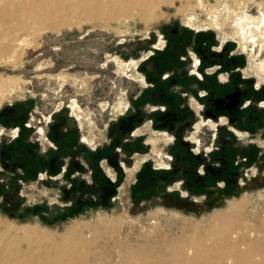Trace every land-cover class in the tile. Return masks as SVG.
<instances>
[{
    "label": "rangeland",
    "instance_id": "obj_1",
    "mask_svg": "<svg viewBox=\"0 0 264 264\" xmlns=\"http://www.w3.org/2000/svg\"><path fill=\"white\" fill-rule=\"evenodd\" d=\"M184 2L157 3L146 22L132 12L46 31L34 27L17 35L16 47L0 50V111L12 109L10 120L18 126L30 116L39 119V134L60 110L77 118L88 143L102 147L108 140L119 148L117 128L149 124V114L161 118L164 98L174 96L183 101L184 124L192 123L180 145L171 147L176 124L169 123L166 133L141 126L121 152L100 153L108 182L115 171L122 175L121 167L130 169L128 179L111 186L98 176L88 179L89 172L73 161L66 178L40 171L36 181L18 178L22 154L13 163L0 162V229L30 226L56 236L74 222L122 219L125 240L133 245L202 228L241 200L249 229L264 218V75L253 67L264 59V47L243 45L235 33L241 16L233 15L259 18L263 0H206L204 9L194 0L187 7ZM211 5L219 12L207 13ZM2 21L7 25L1 32L17 23L8 16ZM261 28L264 36V21ZM233 98L235 110L225 113L222 103ZM186 106L191 109L184 112ZM47 140L40 135V144ZM7 142L0 136L1 144Z\"/></svg>",
    "mask_w": 264,
    "mask_h": 264
},
{
    "label": "bare ground",
    "instance_id": "obj_2",
    "mask_svg": "<svg viewBox=\"0 0 264 264\" xmlns=\"http://www.w3.org/2000/svg\"><path fill=\"white\" fill-rule=\"evenodd\" d=\"M161 1L171 0H0V50L16 47L20 42L19 33L39 26L41 31H46L57 25L77 26L93 16L103 20L119 15L128 17L132 12L146 22L153 7ZM184 1L183 6L190 5L191 0ZM194 1L198 7L205 8L206 0ZM215 6L205 11L219 12ZM233 15L241 16L237 18L235 33L241 37L243 45L251 42L254 46L260 42L264 47L261 28L264 12H260L259 18L245 13ZM4 16L17 23L1 32V27L7 25L2 21ZM190 16L186 18L188 23ZM254 28L256 32H252ZM253 67L264 75V59ZM68 82L73 84L76 79L69 78ZM74 108L76 106H72ZM243 204V200L230 203L225 211L212 215L202 228L196 225L173 236L166 233L146 237L142 243L133 245L125 240L122 219L107 223L105 220L74 222L56 236L36 227L16 228L3 224L0 264H264V218L255 229H249L242 215Z\"/></svg>",
    "mask_w": 264,
    "mask_h": 264
},
{
    "label": "crops",
    "instance_id": "obj_3",
    "mask_svg": "<svg viewBox=\"0 0 264 264\" xmlns=\"http://www.w3.org/2000/svg\"><path fill=\"white\" fill-rule=\"evenodd\" d=\"M163 102L165 103V105L163 104V108L159 111V113L161 112L163 114L161 118L153 119L154 115L152 114L148 120L149 124L137 123V126L133 127V129H116L115 136L119 137V135H121L122 137L121 145L119 146V148H111L114 142L111 144V142L109 143L108 140H104L107 142V145L102 147H99V144L97 143L95 144L94 140L93 142L88 143L85 140L88 134L83 130L77 118H75V116L70 112L60 113V110H58L57 113H52V115H49L47 122L44 124V128L41 127L45 133L46 138L48 139L47 143L45 145H42L36 141L35 130L37 128L36 125L38 124L37 122H39V119L36 121L33 116H30L29 119H26L23 123H21V125L18 126V123H14V120H10L11 114L12 118L14 117L13 110L10 108L4 110L2 109L0 111V136L7 137L8 142L5 144L0 143V162L1 164H5V162L7 161V157L3 154V151H1L2 147L10 144L15 140L20 139L21 141L29 144L32 150L35 151L37 155L41 157V159L46 161V167H44L43 169H38L35 172V177L32 181L38 180V175L42 171L47 173L49 177H56L61 173V176L66 178V174L69 172L68 162L70 161L78 163V165L80 164L78 166L79 169H82L84 167L85 170L90 174L88 179H92L94 181L96 179L95 176H97V173L95 172L96 168H99L101 172H104V169L100 164V160L98 159L100 153L104 155L107 150H115L116 152H121L123 148H125V145L129 144L130 137L135 138V135L133 134L134 130H137L141 126H146L150 129H154L155 127H162L164 130L163 132L166 133V125H168L169 123L174 125L176 124L175 131L170 132L171 139H173L171 147L174 144H183L182 141L185 140L184 137L186 136L188 131L192 129V123L184 124V121L186 120H183V117L180 116L182 111L181 105H183V101L180 98L174 96L173 99L164 98ZM187 108L188 107L186 106L184 108L185 110L183 111L187 112L189 109H191L190 107L188 109ZM136 136L141 139L144 134H139ZM79 160L83 162V165H81ZM105 164H107L106 161ZM143 164L144 162L137 168V170L143 172V169L145 167V165ZM56 167L57 171H55ZM121 168L123 169L121 170L122 175L124 174L123 177L121 174L119 176L116 171L114 173L115 178L113 180L115 182L118 181V184L120 183L119 180L123 181L129 178L127 171L130 169L123 167ZM51 169H53L52 173ZM18 174H21V172ZM106 177L108 176L106 175ZM80 180L84 179L80 177ZM113 180H110V182H114ZM89 185H92V182ZM108 186H111V183Z\"/></svg>",
    "mask_w": 264,
    "mask_h": 264
},
{
    "label": "trees",
    "instance_id": "obj_4",
    "mask_svg": "<svg viewBox=\"0 0 264 264\" xmlns=\"http://www.w3.org/2000/svg\"><path fill=\"white\" fill-rule=\"evenodd\" d=\"M2 151L3 154L7 157V160H10L11 163L14 162L15 154H22L26 157L27 160L25 159L21 162H16L17 164H19V168L21 171V174L17 173V175L18 178H21L22 180H25V177H30L31 180H34L35 172L38 169L46 167V161L41 159V157H39L37 153L32 150L29 144L21 141L20 139L15 140L10 144L2 147ZM55 170L57 171V167ZM95 172L98 174L97 176L100 180H102L105 184L110 185V183L104 178L99 168H96ZM156 173H164V175H168V172L166 171H158Z\"/></svg>",
    "mask_w": 264,
    "mask_h": 264
},
{
    "label": "flooded vegetation",
    "instance_id": "obj_5",
    "mask_svg": "<svg viewBox=\"0 0 264 264\" xmlns=\"http://www.w3.org/2000/svg\"><path fill=\"white\" fill-rule=\"evenodd\" d=\"M235 101V98H233L232 99V101H228V102H223L222 104V106H223V108H225V113L227 112V113H230V112H233L234 110H235V108H236V104H234L233 102ZM149 116H151V114L149 115Z\"/></svg>",
    "mask_w": 264,
    "mask_h": 264
},
{
    "label": "built area",
    "instance_id": "obj_6",
    "mask_svg": "<svg viewBox=\"0 0 264 264\" xmlns=\"http://www.w3.org/2000/svg\"><path fill=\"white\" fill-rule=\"evenodd\" d=\"M35 132H36V141H37V142H39V143H40V141H39L40 135H43V136H44V138H46V136H45V133H44V132H42L41 134H39L37 130H35Z\"/></svg>",
    "mask_w": 264,
    "mask_h": 264
}]
</instances>
